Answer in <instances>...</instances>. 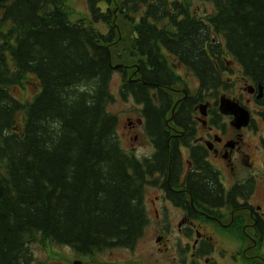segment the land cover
Wrapping results in <instances>:
<instances>
[{
  "label": "trees",
  "instance_id": "trees-1",
  "mask_svg": "<svg viewBox=\"0 0 264 264\" xmlns=\"http://www.w3.org/2000/svg\"><path fill=\"white\" fill-rule=\"evenodd\" d=\"M211 1L214 11L198 22L200 35L195 18L170 14L172 4L186 13L181 0H87L88 21L109 25L107 33L84 18L73 22L65 0H0V264H34L30 245L38 236L85 257L132 249L142 239L150 223L149 175L179 172L178 143L169 141L168 127L191 129L189 101L165 121L173 79L158 42L191 63L201 90L224 85L222 71L204 53L206 42L219 52L221 38L244 74L264 84V0ZM118 7L138 27L132 50L140 57L139 73L113 62L118 36L111 24ZM115 71L125 78L121 97L142 106L153 160L128 154L117 136L119 117L108 109L115 101ZM29 74L40 90L22 102L12 87ZM196 162L199 172L187 176L189 195L209 207L226 203L218 171ZM254 188L251 179L229 196L250 197Z\"/></svg>",
  "mask_w": 264,
  "mask_h": 264
},
{
  "label": "flooded vegetation",
  "instance_id": "flooded-vegetation-1",
  "mask_svg": "<svg viewBox=\"0 0 264 264\" xmlns=\"http://www.w3.org/2000/svg\"><path fill=\"white\" fill-rule=\"evenodd\" d=\"M174 8L175 5L172 4L170 14L176 15L179 20L188 14L190 19L195 18L197 23L202 21V18H197L198 9L194 13L189 12L188 8L186 13H178L174 11ZM195 27V30L201 35L202 30L199 23ZM169 30L171 35L179 34L177 28L173 30L169 28ZM168 38L173 39V36ZM220 40H222L223 46L219 52L211 49L212 42H206L204 53L216 67L220 68L222 79L227 75H231L232 78L229 76V81L222 84L220 88L209 90H201L200 80L191 63L184 62L181 59V54H173L158 42L162 64L173 79L168 88L170 95L173 94V106L166 115L165 121L169 124L178 112L180 104L189 101L188 103H191L192 106L191 113H189L191 129L177 128L170 123L168 128L171 139L169 141L178 143L180 152L179 172L172 173L169 168V173L166 176L152 173L151 177L155 175L156 178H149L150 185L148 186L159 192L156 198L160 205L154 209V212L158 222L160 219L161 231L163 233L167 231L177 237L179 244L175 243L177 246L172 244V247L176 252H179L178 257L181 264H223V261L228 264H256V261L257 264L260 262L264 264L262 257L264 212L260 207H255L251 203L249 196H229L230 190L235 185L247 183L251 179L255 180V188L251 197L255 194V175L249 174L238 179L237 175L238 172L250 165L248 162H244L250 155L247 153V146L253 152L264 155V84L245 75L240 64L225 51V40L223 38ZM220 62L223 65H220ZM236 65L240 67L237 68ZM127 68L125 66V70ZM132 70L139 73V68H132ZM179 71L187 75H195L198 80L195 94L189 92L187 81ZM134 78V81H139L136 77ZM122 80L124 81L125 78L122 77ZM176 84L182 86L181 90L175 87ZM221 89H225L227 93L221 94ZM181 92L183 96L176 100L175 96H179ZM222 96L247 113V126L237 129L233 125L235 116L225 115L221 112L220 98ZM139 107L138 122L141 124L139 127H144L152 154L141 158L134 156L141 161L153 160L156 155L155 144L145 130V118L141 113L142 106ZM129 126L132 132L138 127L131 123ZM134 138L136 139L138 136L134 135ZM198 159L201 160V163L208 164L218 171L221 187L225 199H227L223 205L209 207L207 204L196 203L192 195H189L187 176L193 170ZM193 172L198 173L199 171L193 170ZM227 172L232 176L231 180L233 177L234 180L226 187L223 183V173ZM146 202L145 191V206L149 216ZM173 208L177 224L172 221L174 215L171 209ZM161 238V236H157L155 241L159 243ZM159 246L160 249L161 244ZM251 250H254L255 255H250Z\"/></svg>",
  "mask_w": 264,
  "mask_h": 264
},
{
  "label": "rangeland",
  "instance_id": "rangeland-1",
  "mask_svg": "<svg viewBox=\"0 0 264 264\" xmlns=\"http://www.w3.org/2000/svg\"><path fill=\"white\" fill-rule=\"evenodd\" d=\"M71 12V20L76 22L78 19H87V24L94 26L97 30L107 33L110 26L102 22L93 23L89 17L87 0H65ZM180 1V0H179ZM182 4H186L189 12H195L198 9L197 18H206L208 15L213 14L214 4L211 0H181ZM105 7V5H104ZM191 13V14H193ZM115 14V21H112L111 27L115 30L118 36L117 44L113 47V54L115 56L113 62L114 65L127 66L129 72H132V68H136L137 61L140 59L137 54L133 53L132 40L136 35V24H132L126 19L123 13L119 11V7L113 11ZM163 30L166 29L165 23L161 26ZM237 68L240 66L236 65ZM131 68V69H130ZM241 68V67H240ZM187 81V87L189 92L195 94L197 92L198 80L195 75H187L182 71H179ZM131 75L129 74L128 77ZM227 75L223 77V82L227 83ZM123 85L122 73L115 71L111 81V91L115 96V101L109 106V111L119 117V124L117 129V136L120 143L127 151L128 154L136 155L138 158L150 156L152 154L151 145L144 133V127L138 122L140 118V107L136 105L132 97L123 99L120 94L121 86ZM177 89L181 90V85L176 84ZM40 90L39 82L35 76L29 74L24 77L21 83L12 87V94L22 102L31 100ZM221 94H226L225 89H221ZM183 94L175 96L177 100L182 97ZM129 123L138 126L133 132L129 129ZM137 135L138 138H134ZM247 153L250 155L244 162H248L250 165L245 169L238 172L237 179L243 178L246 175H255L256 177V190L254 196H250L251 203L255 207H260L264 212V155L253 152L250 147L247 146ZM254 167V168H253ZM223 183L227 187L233 183L232 176L227 172L223 173ZM149 178H156L154 175ZM150 185V183L148 184ZM147 185V186H148ZM145 187L146 191V203L149 210L150 223L147 226L142 239L132 249L127 248H112L107 249L87 257L77 254L72 248L67 246L55 245L51 242L44 240L41 236H38V241L33 242L30 245V249L33 252L34 264H181L178 257L179 252H176L172 244H179L175 235L169 234L167 231L164 233L161 231V225L157 221L154 209L159 207L160 202L157 201L158 191L153 187ZM153 209V211H152ZM175 209H171L172 214ZM172 221L177 224V218L173 216ZM215 235V232H214ZM157 236H161V241L157 243L155 241ZM161 248L159 249V245ZM251 244V243H250ZM177 246V245H175ZM264 258V248H263ZM261 253V254H262ZM189 255V253H188ZM250 255H255L254 250L250 251ZM176 257V259H175ZM258 262L256 261V264ZM223 264H228L223 261ZM259 264H262L261 262Z\"/></svg>",
  "mask_w": 264,
  "mask_h": 264
},
{
  "label": "water",
  "instance_id": "water-1",
  "mask_svg": "<svg viewBox=\"0 0 264 264\" xmlns=\"http://www.w3.org/2000/svg\"><path fill=\"white\" fill-rule=\"evenodd\" d=\"M220 110L225 115H234L235 121L233 125L240 129L241 127H245L248 125V115L245 111L237 106L235 103L222 96L220 98Z\"/></svg>",
  "mask_w": 264,
  "mask_h": 264
},
{
  "label": "bare ground",
  "instance_id": "bare-ground-1",
  "mask_svg": "<svg viewBox=\"0 0 264 264\" xmlns=\"http://www.w3.org/2000/svg\"><path fill=\"white\" fill-rule=\"evenodd\" d=\"M176 31V30H175Z\"/></svg>",
  "mask_w": 264,
  "mask_h": 264
}]
</instances>
